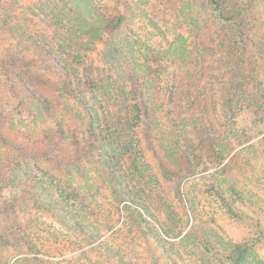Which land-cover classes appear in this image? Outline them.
Wrapping results in <instances>:
<instances>
[{
    "label": "rangeland",
    "instance_id": "374dc122",
    "mask_svg": "<svg viewBox=\"0 0 264 264\" xmlns=\"http://www.w3.org/2000/svg\"><path fill=\"white\" fill-rule=\"evenodd\" d=\"M88 1L102 13L125 18V29L120 33L129 35L136 53L165 56L168 52V62L158 73L160 78L157 74L158 94L160 98H170L173 93L180 106L173 110L159 105L162 143L165 152L171 154L177 146L181 152L194 149L183 143L187 137L199 151V159L183 153L186 158L178 157L176 167L186 177L164 178L142 131H128L124 136L128 154L120 159L117 156L119 176L131 182L132 192L145 201L147 234L124 224L117 213V202L101 180L105 175L89 157L75 160L72 134L82 137L87 122L80 104L61 93L60 73L54 67H49L52 73H47L39 56L30 54L31 50L25 53L23 44L16 45L9 33L0 31V154L6 158L0 165V264H232L220 250L205 245V233L209 232L216 233L224 243L242 247L244 264H264V110L237 108L232 116L224 112L222 102L229 95L222 83L231 78V71L247 74L246 90H254L259 81L258 95L264 93V0L220 1L223 6H234L235 25L229 30L235 34L233 38L240 32L236 40L223 37L232 45L226 47L216 45L222 35L213 25L205 27V36L214 37L212 46H201L205 36L187 29L183 15L195 10L204 19L210 14L195 4L189 6V0ZM0 3L13 4L14 16L24 20L16 23L27 33L35 34V40L56 48L57 37L39 22L36 10L40 3H49L58 11L59 0ZM184 8V13H180ZM29 34L25 39L32 37ZM179 35L188 44L190 61L185 58L170 63L176 46L169 45L179 42ZM108 42V37L103 36L93 42L88 54L72 56L78 59L84 54L87 62H96ZM32 72L43 77L36 78ZM43 78L54 85H42L39 81ZM187 80L194 83L189 90L178 87L179 82ZM128 89L132 90L131 86ZM128 94L129 90L125 93L129 103ZM192 94L203 97L202 108L186 109L183 98L190 99ZM31 96L39 102L31 100ZM81 98L94 116H101L100 94L83 93ZM262 100L259 98V103ZM62 112L71 115L61 123ZM192 118L211 125L206 127L205 139L194 138ZM65 128L71 130L65 142L55 140L57 130ZM46 132H52L53 143L45 142ZM22 134L27 136L26 141ZM20 145L27 149L26 156L19 150ZM88 151L95 154L93 148ZM63 154L66 156L61 160L66 163L58 161ZM15 165V178L1 181V177H10ZM189 172L192 175L187 178ZM56 177L79 182L84 204L75 205L72 211L55 207L51 198L66 197L59 190ZM217 189L225 201L216 195ZM28 194L37 196L38 202L30 200ZM165 233L167 237L177 234L178 238L169 240L172 246L164 243ZM35 258L40 260L36 263Z\"/></svg>",
    "mask_w": 264,
    "mask_h": 264
},
{
    "label": "trees",
    "instance_id": "16d2710c",
    "mask_svg": "<svg viewBox=\"0 0 264 264\" xmlns=\"http://www.w3.org/2000/svg\"><path fill=\"white\" fill-rule=\"evenodd\" d=\"M220 1L221 0H189V6L195 4V6H199L210 14L206 15L207 18L201 19L200 13L191 10L194 14L190 11L187 15H183L187 21L185 25L189 27L187 29H190V32H194L196 35L200 33L204 36L206 34L205 27L213 25L216 32H220V35H222V39H219L216 45L225 47L232 46L224 38L227 40H236L240 33L237 31L236 36L233 38L232 35L235 34H231L229 31L234 28L235 24L233 17H235L236 12L233 5L229 8L226 7V5L223 6ZM59 2L61 6L58 8V11H56L57 8L55 9L49 3H40L36 10L38 14L36 17L39 22L52 30L53 36L57 37V43L55 44L56 48L54 49L49 48L42 41L35 40V34L27 33V31L21 28V24L16 23V21L20 20V22H23L24 20L14 16V6L11 3H0V31L9 33L12 41L15 42L16 45L21 46L23 44L26 48V50H24L25 53L31 50L32 52L30 54L34 53V56H39L38 58H40L47 73H52L49 67H54L55 70L60 73L59 78L62 84L59 89L61 93L69 98H73L75 102L80 104V108L82 109L81 113L85 116L87 121L83 125L85 131L82 137L72 134L74 140L73 149L74 152H76L75 160H84L85 157H89L93 161L98 169L105 175L101 180L110 191V196L117 202L116 208L119 218H121L124 224L133 226L134 229L146 235L148 228L145 226L143 214V205H146L145 201L142 198H138L137 195L132 192L134 186L129 184L131 182H127L125 178L121 179V175L119 176V159L128 154L124 143V136L126 133L133 130L142 131L148 149L150 150L151 147L152 153L158 158L159 169L164 178L173 175L183 180L186 177V173L176 167L177 161L179 160L178 157L186 158L183 153L189 152L193 155V158L199 159V156L196 155L199 151L197 152L195 145L189 142L191 140H188L187 137H184L183 143L185 145H190V147L194 149L188 148L187 151L185 150L186 152H181L177 146L176 152L172 154L166 153L162 143L163 140L158 120L161 113L159 105L171 107L173 110L180 106L177 104L179 103V99L176 100L173 93L170 98H160L158 94L157 88L160 78L158 73L160 68L166 65L165 62H168V60L166 61L165 59L168 52H165V56L159 53H136L134 46L131 44L132 39L129 35L120 33V31L125 29V24H123L125 18L120 14L110 15L108 13H102L99 9L94 7L93 2H89L88 0H59ZM184 11L185 8L180 13L183 14ZM212 13H217V16L214 17ZM228 14L231 15L229 18L225 16ZM27 34L32 37L25 39L24 36ZM103 36L108 37V45L104 46L96 62H87L85 55L93 50L91 49L94 47L92 46L93 42L99 40ZM178 37L179 42L174 41L171 43L172 45H169L171 47L176 46L174 47L176 55L171 59L170 63H179L185 58H188L186 61H190V57H188L189 52L187 50L188 44L183 36L179 35ZM18 39H20V41ZM214 43V37L206 35L205 44L201 46H212ZM236 44L239 46L238 42ZM22 52L23 51H21V53ZM82 52H85V55L79 56L80 58L78 57V59L73 58V54ZM62 56L64 59H60ZM228 70L229 69L226 71ZM27 74L32 76L31 72H27ZM33 74L36 78L39 75L37 73ZM246 75L247 74H242L240 71H231V78L225 82V84L222 83V86H225L229 92V95H226L222 101L223 110L229 115L233 116L237 108L253 107L255 111L264 110V100H262L261 103L258 101L259 98H264V93L258 95L261 82H256L254 90L248 91L246 90V87H248L245 81ZM39 77L43 76L39 75ZM39 82H41L42 85H54L49 79L43 78ZM179 83L178 87H184L183 90H189L192 85H194L190 80L182 84L181 82ZM249 84L251 83L249 82ZM128 86L132 88V90L128 89L131 97L129 103L125 96L126 91H128L126 87ZM93 92L101 96L102 103L99 107L102 108V113L100 117L94 116L92 110L83 100L84 98H81L83 93L92 95ZM189 94L191 93H188V95ZM194 95L195 94H192L190 99L187 98V96L183 98V101H185V103L187 102V110H194L199 107L202 108L201 101L203 97L201 98L200 95ZM30 99L34 102H39L34 96H31ZM19 101H23V99L20 98ZM126 102L128 106H126ZM70 115L71 114L67 112H62L60 118L61 123L64 119L70 118ZM191 120L195 125L192 132L194 138L198 140L205 139V136L208 134L206 127L211 125L205 124L206 122L197 123L193 118ZM81 121H83V119H81ZM68 129H58L55 134V140H60L62 143L65 142V136L71 132L70 128ZM46 133L48 138L44 137L46 140L45 142L53 143L52 140L54 138L50 139L52 132ZM22 137L26 141L27 136L22 134ZM152 145H155L154 147H156L157 150H154ZM18 148L25 156L28 154L27 149L22 145L18 146ZM90 148L94 149L95 154H91V152L88 151ZM118 155L119 159L117 157ZM65 156L66 155L63 154L58 161L63 162L64 160L61 159H65ZM5 159L6 158H3L0 154V165ZM16 169L17 166L15 165V169L10 171V177H1V181L6 182V180L11 179V176L15 178ZM187 175V178L190 177L192 172H189ZM207 177L212 180L209 175ZM33 179L36 178H30L31 181ZM55 180L59 190L66 196L65 198L61 196L55 199L51 198L55 203V207L59 210L72 211V207H76L75 205L84 204L82 187L79 182L58 177H56ZM211 187L214 188L215 184L212 183ZM30 188H28V190L31 193ZM56 190L58 191V189ZM215 192L219 198L224 199L222 193L218 189L215 190ZM175 194L178 200L182 201L178 190H176ZM28 196L34 203L38 202L37 196L30 194H28ZM1 204H3V202H1ZM110 212L111 211H108V213ZM189 212H191V209ZM92 216L94 218L96 213ZM99 216L104 218L103 214ZM80 229L79 232L82 233V228ZM163 237L165 239H163L164 243L170 246L173 245V242L169 240L178 238L177 234L167 237L166 233ZM184 238L185 236L179 240L180 243ZM204 241L205 245L220 250L223 253L222 255L230 260L232 264H244L243 261H241L242 252H240V249L242 247H234L226 242L224 243L214 232L205 233ZM33 260L37 263L40 259L35 258Z\"/></svg>",
    "mask_w": 264,
    "mask_h": 264
}]
</instances>
